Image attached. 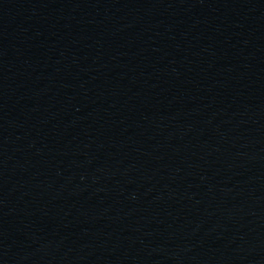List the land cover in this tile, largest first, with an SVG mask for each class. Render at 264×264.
Here are the masks:
<instances>
[{
	"label": "water",
	"instance_id": "1",
	"mask_svg": "<svg viewBox=\"0 0 264 264\" xmlns=\"http://www.w3.org/2000/svg\"><path fill=\"white\" fill-rule=\"evenodd\" d=\"M0 264H264V0H0Z\"/></svg>",
	"mask_w": 264,
	"mask_h": 264
}]
</instances>
